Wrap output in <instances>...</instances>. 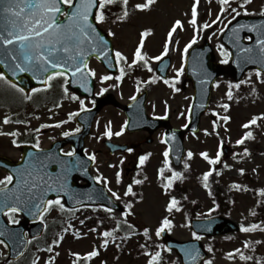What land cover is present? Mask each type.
Instances as JSON below:
<instances>
[{"label":"rangeland","instance_id":"rangeland-1","mask_svg":"<svg viewBox=\"0 0 264 264\" xmlns=\"http://www.w3.org/2000/svg\"><path fill=\"white\" fill-rule=\"evenodd\" d=\"M146 3L147 0H128L129 15L125 19L112 20L113 18L109 16L100 22L101 28L113 36L115 51L124 53L127 57L126 65H132V69L125 73L122 82L119 81L117 75L103 80L104 71L99 64H93L92 68L95 70L98 82L96 92L103 94L112 91L122 104H128L142 88H145L149 93L148 113L152 116L166 113L170 117L173 127L182 128L188 121V110L193 96L191 84L187 82V85H184L181 73L178 72V69L182 68L185 46L194 37L195 44H202V41L207 39L215 48L216 61L228 63L225 61L229 57L225 56L223 51L227 47L221 41L223 32L239 16L264 14V0H250L247 4L244 3V0H230L229 5L221 4L220 0H199L198 4L196 0H153V3L147 8L136 7L137 4ZM194 7L197 11L195 25L191 23ZM222 8H227V11L221 13ZM234 8L240 12V15H236L232 11ZM244 8H247V12L244 11ZM218 16L220 19H217ZM233 17L235 18L233 19ZM177 20L182 21L183 26H177L176 32L172 34L171 43H169L168 33ZM205 23L211 26L204 28ZM148 29L151 30L148 36L143 37L144 31ZM113 33L115 35H112ZM142 38L144 47L141 51L146 53L151 69L139 62L132 63ZM221 45H223V49L220 47ZM165 46L169 48L167 54L171 56L173 67L170 75L178 77L176 89L179 91L168 87L161 81L152 83L147 79L154 75L153 65L156 60L152 58L160 56ZM243 81L244 84L241 85V82H234L229 73L223 74L214 85L210 108L201 120V130L197 134H187L185 137L187 151L183 166L176 169L172 166V169L182 173L186 167L190 166V171L194 175L186 182L190 191L188 198L191 199L187 205H181L183 196L175 186L171 185L165 190L164 185L167 183V177L172 176L174 172L172 173L171 166H166V161L169 163L170 160L167 159L168 156L164 155L167 147L160 141L161 132L157 134L153 143L140 149L142 154L147 156L145 164L131 163L132 155L112 157L106 152L97 155L98 165L94 168L95 173L106 176L111 188L119 194V199L114 196L115 199L120 201L124 208L121 213H111L135 226L140 232L148 229L149 235L153 238L158 237L157 231L167 217L172 221L170 232L175 238L192 239L193 232L190 221L193 218V212L191 209L196 206L192 201H200L201 207L196 211L200 216L216 215L215 211H212L215 206L212 198L199 178L205 172L215 169L209 177L212 191L230 201V204H227L231 208L230 215L225 217L235 222L240 229L230 235L203 237L201 240L209 253L208 260H211L212 264H244L241 260V253H244L251 257L250 264H264V229H262L264 220L255 230H243L244 227L253 224L251 219L255 217L251 215V208L257 202L253 188L259 186L264 189V115H262L264 114V75H258L256 70H252L245 74ZM236 84H240V87H235ZM243 88L245 90H241ZM229 91H231V96H229ZM238 94L244 96L237 99ZM15 97L16 90L14 88L0 86V104H2L0 105V149L11 155L17 154L11 146L12 134L23 133V128L16 121L15 123L10 121L5 123V116L9 118L12 116L14 120L22 122L26 119L30 127L33 128H36L39 120L46 123L63 120L65 126L60 128L62 133L67 127L69 113L80 111L83 105L88 104V102L78 100L77 103L65 104L62 107L55 106L45 108V110L38 108L39 116L37 117L39 120H33L28 116L23 118L24 114H21L19 109H11L12 107L7 106L8 101ZM50 104L45 103L44 105ZM34 107L28 113H31L32 109L35 110ZM225 116L230 119H223ZM256 117H260L257 123L249 124L247 128L244 127ZM124 120V113L117 109L106 108L100 114L88 144L92 153L102 148L104 131L108 130L110 126L113 133L120 132L124 127ZM57 132L56 130L47 133L44 141L49 142V138L54 137ZM247 132H251L253 135L245 139L243 144H237V141ZM123 138L127 139L126 136ZM245 148L249 150L248 153H245ZM189 151L193 153L192 156L188 155ZM204 152L208 153L207 158L201 155ZM218 154L220 159L212 164L211 160L215 159ZM161 169H163V177L160 174ZM241 169H244L243 172H252L254 181L242 177ZM118 171L122 172L121 175H118ZM5 177L4 173L0 172V180ZM136 180H140L141 183H135ZM129 185H132L135 195L125 194ZM234 185L236 186L234 187ZM172 197H175L179 203L169 212L168 205ZM129 204L131 205L130 211ZM101 211L103 212V210ZM125 212H128L127 216L124 215ZM15 216L19 219V215L15 214ZM57 218L56 213L52 212L46 214L43 221L48 226ZM85 218L87 216L79 211L74 217L68 218L65 221L67 230L63 239L59 245L52 248V251L39 250L32 245L31 251L36 252L34 255L37 264H49V258H53L51 264H76L77 256L74 253L85 257L91 251H97L98 254L88 257L86 264L147 263L148 255L136 254L139 246L147 243L140 235H133L123 248L122 246L117 247L114 242L105 246L102 243L103 239L99 230H89L86 227L87 224L81 223ZM8 220L11 221L10 215ZM237 249L239 252L236 251ZM167 256L166 263L174 264L177 258L176 254L169 251ZM6 259L7 249L3 244H0V260L5 261ZM207 261L204 264H207Z\"/></svg>","mask_w":264,"mask_h":264},{"label":"snow or ice","instance_id":"snow-or-ice-1","mask_svg":"<svg viewBox=\"0 0 264 264\" xmlns=\"http://www.w3.org/2000/svg\"><path fill=\"white\" fill-rule=\"evenodd\" d=\"M117 0H100L99 4L97 0H0V12L4 16V24L0 26V63L4 64V67L7 68L12 76H16L21 72H31L36 78L41 76L45 79V88H50L52 84L50 83L54 78H64V92H68L67 84L69 78L71 77L74 81L79 82L80 80H86L88 74L95 76V70L91 69L87 65V56L90 55L88 48H91L93 51L98 52L101 56H107L108 48L107 42L96 29V25L93 23V9H99L98 14L95 15L94 19L98 21H104L106 19L105 15V6L116 3ZM221 4L229 5L230 0H220ZM250 0H244V3L247 4ZM153 3V0H147L146 4H137L136 7L139 9L147 8ZM196 3H199V0H196ZM123 4V14L118 17V19H125L129 13L127 10L128 0H122ZM62 5L69 6L68 10L65 11ZM227 11V8H222L221 13ZM236 15H240V12L237 9H232ZM244 11L247 12V8H244ZM197 11L196 8H193V18L191 23L195 25ZM66 18V20L62 19ZM235 17H233L234 19ZM217 19H220L218 16ZM215 23V21H213ZM177 26H183V22L180 20L175 21V24L168 33L169 43H171V37L174 32L177 30ZM211 25L205 23L204 28H209ZM238 27H245L244 25H239ZM253 30H257L256 26H252ZM151 30H145L143 37H147ZM222 31V29H221ZM112 35H115L113 33ZM251 39V37H249ZM237 44L240 52L246 54V59L252 62L264 63V39L257 41L259 45L258 58L253 59L252 56L247 55L253 52L251 47L245 48L241 46L239 41V35L236 34ZM196 43L195 37L192 41L187 44L184 48L185 58L187 57L188 49ZM144 47V39L140 40L139 47L135 51V59L132 61L133 64L138 62H143L146 66L151 69V66L148 65L146 53H142ZM223 49V45L220 46ZM169 51V48L165 46L161 56H155L152 59L161 60L162 55H166ZM224 54L227 57L231 56V53L227 49H224ZM115 58L118 61H125L127 57L121 51H115ZM227 62V60L225 61ZM184 69H178V72L183 73ZM256 72L258 75H264V72L261 69L257 68ZM125 75L124 68L120 69V78L122 79ZM103 80L110 79L109 76L105 75L102 77ZM153 80L156 78L153 77ZM161 79H163L161 77ZM175 79H178L176 77ZM0 80L4 81L7 85L14 87L20 93H23L27 99H31L23 87L18 83H15L13 80L5 74L4 71H0ZM167 82V81H166ZM235 87H240L239 84H236ZM41 89L33 88L32 92H38ZM179 91V89H176ZM107 91V89H104ZM229 96H231V91H229ZM78 98V97H75ZM135 99V97H133ZM83 103V102H81ZM225 107H228L225 105ZM83 110V108L81 109ZM78 113H70L69 119L74 118ZM264 115V114H262ZM5 123H8L10 118L5 116ZM223 119L228 120L230 117L225 116ZM260 119V117L253 118L249 121L248 124H245L244 127H249V124H255ZM60 123H63L60 122ZM187 127V125H185ZM76 132L80 131V128L75 129ZM121 132L113 133L111 127H108L106 132L107 136L120 135ZM70 132H65L63 135L68 136ZM12 135H16L13 133ZM173 137L175 134H172ZM253 134L251 132L245 133V136L237 141V144H243L245 139L251 137ZM39 147V144L36 145ZM132 151V149H128ZM245 153H248V149H244ZM66 156H74L75 150L65 153ZM165 157L169 155L166 151L164 153ZM189 156H192L193 153L189 151ZM202 156L208 157V153H201ZM92 160L96 159L95 154L91 156ZM147 159V156H141L139 158L140 164H144ZM220 159L218 154L215 159L211 160L212 164H215ZM80 162L77 161L76 164ZM71 164V162H69ZM76 165H72L75 167ZM166 166L170 167V163L166 161ZM212 169L204 173V187L208 188V178L212 175ZM241 172L244 169L240 170ZM160 174L163 177V169L160 170ZM27 177L30 179H25V174L21 175L20 183L15 189L9 190L7 185L12 183L13 176H6L3 180H0V192L3 193V196L0 197V212L6 211L11 216V223L17 224L19 220L16 218L15 214L27 210L30 215L39 214L41 220L44 219V212L49 210L51 205H60L63 209L62 196H57L55 199L45 200L43 198L47 192H64L67 190V181L66 177L63 176H51L41 175L40 170L33 168V171L26 173ZM119 175V174H118ZM182 173L174 172V175L167 177V183L164 185L165 190L171 186L173 180L182 177ZM95 179L102 180V176H96ZM135 183H141L140 180H136ZM41 186L42 189H41ZM236 185H234L235 187ZM40 190V191H34ZM111 191V189H109ZM262 195H264V189L259 190ZM133 193L132 185H129L127 188V193ZM113 196L116 199H119L118 193H113ZM75 198L74 196L72 197ZM91 199V197H89ZM79 203V201H77ZM178 200L175 197H172L171 202L168 205V210L171 212L173 207L178 205ZM102 206V205H101ZM129 211L131 210V205H128ZM108 211H113L109 208ZM125 216L128 215V212L124 213ZM83 223V221H81ZM172 221L165 217L163 224L160 229L157 231V235L165 230V228L171 227ZM259 225L252 224L248 227H244V231L255 230ZM66 231V229H65ZM148 233V229H145V234ZM5 235L4 232H0V236ZM105 237L112 235L111 232H103ZM193 235H197L193 233ZM63 237H60L57 240H54V244H58ZM30 243L31 241H27ZM0 244H5L4 240H0ZM108 240H104V245L107 246ZM5 246H7L5 244ZM49 251H52L49 248ZM171 251V248L168 249ZM239 252V250H236ZM98 254L97 251H91L87 253V256L93 257ZM186 254L195 264L196 259L199 257V250H186ZM74 255L79 256V253H74ZM151 259L149 264H157V261L161 259V252L157 251L155 254L149 253ZM242 259H251V257L244 256L241 253ZM49 258V264L51 260ZM32 264H37L36 260L32 261ZM207 264H212L211 260L207 261Z\"/></svg>","mask_w":264,"mask_h":264},{"label":"water","instance_id":"water-1","mask_svg":"<svg viewBox=\"0 0 264 264\" xmlns=\"http://www.w3.org/2000/svg\"><path fill=\"white\" fill-rule=\"evenodd\" d=\"M64 8V6L62 5ZM96 9H93V18ZM66 20V19H64ZM94 23V19H93ZM4 24V16L3 13L0 12V26ZM95 24V23H94ZM239 25H244L245 27H238ZM255 25L257 30H253L252 26ZM100 36L104 38L107 42L108 54L107 56H101L98 52L93 51L91 48H88V52L90 55L87 56V60L91 56H97L101 61L108 65V63H112V42L111 39L103 33L100 29L97 28ZM239 35L238 43L245 47H251L253 49L250 55L253 59L258 58V50L259 45L257 41L260 39H264V16L262 17H242L235 23L231 24L228 29L226 30L223 41L226 43L232 51V60H231V72L234 76L236 81H239L244 73L252 68H259L264 72V63L252 62L246 59V54L240 52L239 48L236 46V34ZM249 35L252 37V40L249 43L245 42V36ZM214 54L213 49L210 47L209 43H205L201 47H194L191 50V54L189 56V76L194 79L196 94L194 97V101L192 104V117L188 126V130L193 132H197L199 130V123H200V116L203 112L207 110L210 97H211V88L213 82L216 78L223 73V70L220 69L218 66H215L213 63ZM0 71H4L5 74L9 77V79L13 80L15 83H18L21 87L26 90H30L36 86L45 85V79L41 76L39 79L31 72H21L16 76H12L11 72L4 67L3 63H0ZM72 85L77 89V91L85 96H91L93 93V81L91 76L88 74L86 80H80L76 82L72 79ZM105 102L99 104L98 107L95 109L82 113L78 121L84 125L81 133L78 134L79 139L81 140L78 148L79 155L82 154V149L84 146V140L89 135L92 123L95 115L98 113L100 107ZM126 113L129 117L128 128L130 130L133 129H140L143 127L148 126L151 124V121L145 113L143 99L140 97L138 98L133 104L125 107ZM175 134L173 137L172 134ZM185 131L173 129L169 130L166 134V140L170 145V153L173 158V162L176 166H179L185 151L184 143H183V136ZM44 155L42 153H35L33 154V163L30 165V161L22 162L18 165H14L11 161L6 160L4 158L3 167L10 169L15 176V185L13 187H8L9 190L15 189L17 185L20 183L21 175L25 174V179H30L27 177L26 173L33 171V168L39 169L41 175H48L54 176V172L61 168V165L58 163H52V165H46L43 162ZM14 165L16 167L8 166ZM1 163V162H0ZM90 164L85 165V167H78L77 173L87 179L89 185L86 187H78L72 189L69 193H64L69 200H71V205L73 206H80V205H99L103 204L107 207L119 210L120 207L109 197L104 189L100 186L98 189H94L93 186H97L93 176L90 174ZM59 176V175H57ZM75 184V183H74ZM43 186H41L42 189ZM40 191V190H34ZM51 195H61V193L51 194ZM3 196V193L0 192V197ZM50 195L43 196L45 200L48 199ZM75 197L74 199L72 197ZM91 197V199H89ZM79 201V203H77ZM5 212V211H4ZM0 212V232H4L5 235L0 236L1 240H4L9 248V254L12 259H18L24 252L27 247L26 238V229L24 225L18 226H11L7 224L3 219V213ZM25 215L26 221H36L39 217L37 215H30L27 210L22 212ZM223 223V224H222ZM192 228L199 234L205 235H213V234H223L234 232L238 229V227L233 224L232 222L225 221L220 217H214L210 219L204 220H193ZM30 237H34L36 235H41L42 233V225L39 223H34L30 228L27 229ZM164 240L166 241L169 248L174 249L182 258L183 264H193V261L188 257L186 254V250H199V257L196 259L195 264H201L202 261L207 257L206 253L203 250L201 243L198 240H191L181 242L172 237H170L168 231L165 229L161 232Z\"/></svg>","mask_w":264,"mask_h":264},{"label":"flooded vegetation","instance_id":"flooded-vegetation-1","mask_svg":"<svg viewBox=\"0 0 264 264\" xmlns=\"http://www.w3.org/2000/svg\"><path fill=\"white\" fill-rule=\"evenodd\" d=\"M93 62H95V60H93L91 63H93ZM119 66H120V64H119ZM57 83L58 84L54 88H55V90L60 91V96H59V100H58L59 103L57 104L58 107H62L63 105L68 104V103L71 104L72 102H75L77 100V98H75V97H78V96L74 92H72L70 90L69 82L67 84L68 92H64V88H63V86H64V78H62V77L57 78ZM94 104H95V101L92 102L90 105H88V108L92 107ZM107 108L118 109V108L113 107V106H107ZM75 117L72 118V119L67 120L68 124H67V127L64 129V132H70L71 134L76 133L75 129L77 127H79V125L77 124ZM156 117H159L161 119H167V122H166L167 125L169 127L171 126L170 117L166 113L161 115V116L158 115ZM68 118H69V116H68ZM59 123H57V126L59 125L58 128H57L58 132H57V134L55 135L54 138L50 139L48 145H51L54 141L63 140L64 138L67 137V136L63 135V133L60 132V128L65 126V124H59ZM164 130H165L164 128H160V129L156 130L152 134L150 133V131H146V130L145 131H139V132H136V133L122 132L120 135H116V136L112 135L110 137L106 136V138L112 139L115 142H119V143L121 142V143L128 144L129 147L127 148V151L125 153L117 152L114 156L130 154V155H132V158H133V159H130L131 163L132 162L135 163V162L138 161L139 155H141L143 153L140 149L142 147H144L145 145H148V144H146V143H149L147 140H151L150 144L153 143L156 135L159 132H164ZM46 133H48V131L46 129H41L38 132L37 131L36 132H31V133L27 132L26 133L25 143L26 144H31V145H34V146L39 144V146H41V147H47L46 145L43 144V142L41 143V141H40L43 138V136L46 135ZM125 136L127 137L126 140L123 138ZM131 136H133L134 138H132ZM106 140L104 139L103 143H105ZM128 149H132V151H128ZM72 150H73V146L71 144H66L64 146L63 152L64 153H68V152H70ZM102 151H103V149H97L96 153L99 154ZM86 152H87V154L91 155L90 150H88V151L86 150ZM136 154H137V156H136ZM128 169L130 170L131 168H128Z\"/></svg>","mask_w":264,"mask_h":264},{"label":"trees","instance_id":"trees-1","mask_svg":"<svg viewBox=\"0 0 264 264\" xmlns=\"http://www.w3.org/2000/svg\"><path fill=\"white\" fill-rule=\"evenodd\" d=\"M123 7L122 0H117L116 3L105 6V15L107 17L111 16L113 20H115L123 14ZM94 225L95 227H106L107 231L112 233V235L107 238L115 239L119 245L124 239H127L133 233L131 226L124 224L122 221L113 216H107L105 220H99ZM157 251H160V249L156 248V252ZM163 258L164 257L161 253V259L157 261V264H166L163 263ZM24 264H31V262L28 260Z\"/></svg>","mask_w":264,"mask_h":264}]
</instances>
